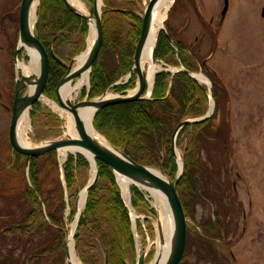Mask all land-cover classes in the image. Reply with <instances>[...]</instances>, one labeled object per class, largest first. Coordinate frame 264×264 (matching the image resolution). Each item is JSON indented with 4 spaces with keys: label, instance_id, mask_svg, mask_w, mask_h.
<instances>
[{
    "label": "trees",
    "instance_id": "obj_1",
    "mask_svg": "<svg viewBox=\"0 0 264 264\" xmlns=\"http://www.w3.org/2000/svg\"><path fill=\"white\" fill-rule=\"evenodd\" d=\"M115 1L117 5L113 4V0H105L104 39L90 74L89 98L99 96L107 89L126 94L127 89L136 86V71L126 83H114L132 70L142 18L132 6L134 0ZM37 16L40 40L50 53V73L44 93L53 97L66 71L63 62L69 63L72 59L59 55L60 49L70 44L77 33L83 37L84 45L89 24L85 17L73 12L65 0H40ZM126 22L129 23L128 29ZM203 22L207 25L205 20ZM156 43L158 60L170 66L183 65L193 72L201 70L210 78L215 97V110L211 117L196 124H185L177 134L176 146L182 149L184 159V173L177 190L186 217L195 223L193 226L188 224L186 248L179 264H234L236 262L230 253L232 242L228 237V226L234 211V195L229 188L231 169L227 167L231 132L227 112L228 91L204 63L205 59L192 51L191 45L173 36L168 28L160 31ZM82 50L76 51L75 56ZM153 84L150 98L100 108L93 125L132 159L145 166L159 168L173 179L178 172V163L170 146L172 135L182 120L206 114L209 90L207 85L181 70L174 73L159 71ZM184 140L185 147L181 146ZM213 147L224 154L219 168H211L204 158L209 156ZM97 163L98 177L88 192L75 234L76 250L83 264H104L105 258L107 264H134L136 243L132 222L116 175L106 163L100 160ZM89 166L84 155L69 154L63 163V180L56 150L39 157L25 156V190L20 195L26 198L28 207L23 202L22 207H26L23 217L15 215V211L0 217V264H10L25 251L27 264H71L67 261L65 220L75 217L76 208L71 207L69 215H66L70 203L66 201L65 194L77 188L78 174ZM131 190L135 208L143 205L154 212L137 186L134 185ZM79 191L76 190V193ZM13 196L19 197L18 194L2 195L4 198ZM198 206L211 211L197 219ZM10 242L12 247L7 248ZM95 243L101 249L97 255L92 254V250H96Z\"/></svg>",
    "mask_w": 264,
    "mask_h": 264
},
{
    "label": "rangeland",
    "instance_id": "obj_2",
    "mask_svg": "<svg viewBox=\"0 0 264 264\" xmlns=\"http://www.w3.org/2000/svg\"><path fill=\"white\" fill-rule=\"evenodd\" d=\"M21 1L8 0L9 9L13 10V12L10 11L13 13V17L9 24L8 35L9 41H16L14 47L19 41V6ZM83 1L91 8L89 2ZM148 1L134 0L132 6L141 15ZM104 2L103 0L102 8L105 5ZM175 3L176 0L169 10L165 21V30L168 28L173 36H178L185 43L191 45L192 51L198 52L199 56L205 59L203 60L204 63L220 78L229 94L227 112H229L231 132H229L227 167L228 170L231 169L229 188L231 195H234V211L231 215L230 226H228V237L232 242L230 249L236 258L234 264H264V17L262 15L264 0H229V9L223 21L221 20V10L224 6V0H178L173 8ZM113 4L117 5L115 0H113ZM203 20L206 21L208 27ZM88 24L89 32L84 45L83 37L78 33L74 34L72 42L63 46L59 55L65 59L67 56L74 58L77 56H75L76 51H80L81 48L85 49L90 34L89 20ZM125 24L128 29L129 23L126 22ZM9 41L6 40L5 35L2 37L0 34V61H15L12 57L13 49L9 50L10 44H12ZM19 57L22 61L23 59L27 60L25 49L21 50ZM158 61L160 60H157V64L160 65L161 70L164 65ZM10 67H12L11 64ZM17 71L15 66L16 77ZM197 72L203 73L210 80L201 70ZM57 86L54 95L52 94L53 97L49 98L59 102ZM128 91L132 92V88ZM85 92L86 87L79 100L84 99ZM43 94L48 97L47 94ZM65 123V117L51 105L46 104L43 100L35 102L30 110V129L28 131L32 145L37 146L43 141L60 137L65 132ZM181 146H186V140L182 142ZM178 151L181 156L182 149L178 148ZM221 153L218 148L213 147L208 154L209 156H204L211 168H219L218 166L223 163L224 154ZM57 156L60 162H64L59 153ZM92 178L93 173L90 164L87 169H82L78 174L77 188L72 191L69 190L65 194L66 201L70 203L66 209L67 216L71 207L75 206L78 210L79 194ZM47 184L50 185L49 182ZM133 186L134 184L131 189ZM138 189L145 193L142 192L148 200L150 209L154 211L150 212L143 205L138 209L132 206L129 210L136 214L135 220H133L135 223L133 231L136 255L138 252L148 251L149 254L145 262L149 264L157 250L156 219H159L158 211L153 205L152 195L141 187ZM76 190L80 191L76 193ZM120 190L122 192L121 187ZM130 195H133L132 190ZM22 197L24 198L23 195L4 198L0 195V217H3L6 212L14 213V211L15 215L18 214L19 217H23L24 211H26V207H22L23 202L27 207L28 205L26 198L23 199ZM122 197L124 203L129 204L123 192ZM197 209L195 217L197 219L211 211L210 208L201 206H198ZM74 220L75 217L70 221L65 220L66 229L72 227ZM188 224L195 225L190 220ZM138 242L141 245L140 248ZM95 246L96 250H92V254L97 255L101 249L98 243H95ZM11 247L12 243L10 242L7 248ZM22 249L24 252V245H22ZM224 249L228 253V250ZM26 252L12 260L10 264H27ZM75 252L79 257L76 242ZM99 255L102 259V255Z\"/></svg>",
    "mask_w": 264,
    "mask_h": 264
},
{
    "label": "water",
    "instance_id": "obj_3",
    "mask_svg": "<svg viewBox=\"0 0 264 264\" xmlns=\"http://www.w3.org/2000/svg\"><path fill=\"white\" fill-rule=\"evenodd\" d=\"M37 1V7L40 3V0H22L21 1V6H20V29H19V41L21 40L25 44H31L34 45L37 50L39 51L40 55V75L39 77L34 80L31 79L30 77H26L23 73L20 78L16 79V87H15V101L13 105V119H12V125H11V137H12V143L15 146V148L30 157H38L41 155H44L47 152H50L52 150L58 151L59 148L64 147V146H75L81 149H86L93 153L94 155V160L96 164V171L95 174L92 178V180L89 182L88 185L84 188L86 191V194L88 196V192L91 188V186L96 182L98 173H99V166L97 163V160H100L107 165H109L112 170L114 171L117 179V183L119 184L118 178H117V173L133 178V179H142V180H147L157 188H160L167 196L168 202L170 204V209L172 210L173 213V218L174 219V225H175V238L173 247L171 249L170 254L162 260V264H179L181 261L185 248H186V243H187V231H188V218L186 217L185 210L183 208V204L181 202V199L179 198V193L177 190L178 183L181 179V176H183L184 173V159L179 155V151L177 148V134H179L180 130L185 126V124H196L198 122H202L209 117L212 116L214 110H215V97H214V90H213V85L210 82V80L202 79L199 78L198 75L200 72H193L185 67L179 66V68L175 69L174 71H171L169 69H165L167 71H171L172 73L177 72V71H184L187 72L193 79H196L200 83H203L207 85L208 87V95H209V108L203 116L196 117V118H187L182 120L179 124H177V127L173 133L172 137V144L170 145L172 147V150L174 152L176 161L178 163V172L175 176V178L168 177L166 173H164L162 170H160L163 174V176L156 174L152 171L153 166L149 165H143L132 159L129 155H127L122 149L114 146L109 140V142L112 144L114 150L105 148L95 142L90 134L85 130V127L83 126V123L81 122V119L79 117V114L77 112L78 107H92L94 109L93 111V116H92V124L94 117L97 113V111L107 105L111 104H116V103H121V102H127V101H133V100H139V99H146L150 98L151 95L153 94V88H154V82H155V76L156 73L159 71L163 70H158L156 73H154L153 81L152 84L149 83V80L147 79L146 73L143 71L141 68L140 64L142 62L143 58V52L146 46V43L149 38L150 34V29H151V21H152V13L153 9L155 8L157 2L159 0H149L148 4L145 6L143 9V14H141L142 18V27H141V32L139 35V39L136 43V48L133 56V69H136L137 71V84L135 89L132 90V92H128L126 94H120V93H115L114 91H110L107 89L103 94L89 98L88 94L84 97V99L78 101L77 103H71L68 102L67 104L63 103L60 98L59 103L66 107L71 109L75 120H76V125L78 132L80 134L79 138H61V139H56V140H51L45 144L42 145H37L35 147H27L19 143L18 138H17V126H18V121L20 114L23 112V110L27 108H31V106L36 102L39 101L40 97L43 95L48 78H49V73H50V53L44 46V44L40 40L39 36V18L37 16V9H36V21L34 24V27H31V22H30V16H31V8L34 4V2ZM70 9L85 17L86 19H90V16L78 11L68 0H65ZM97 1L94 0V10L90 8V14L96 16V22H95V30H96V39L91 47V49L88 51L86 54V58L83 61L82 65L77 68L75 71H71L73 63L76 61V57L72 58L69 63H64L59 57L55 58L66 66V73L64 76L61 78L59 84L66 80L67 78L76 76L80 74L83 70L88 69L90 74L92 71V66L93 63L95 62L99 51L102 47L103 44V39H104V30H103V22H102V12L101 10H98L97 7ZM175 1V0H174ZM223 9L221 10V20L223 21L227 15L228 9H229V0H224V6L222 7ZM264 13V12H263ZM264 16V14H263ZM91 28V27H90ZM161 30L165 31V28L163 27ZM18 41V43H19ZM158 41V38H157ZM156 43V42H155ZM156 46L157 43L155 44V47L153 49V60L157 62V57H156ZM86 47V46H85ZM21 49L19 45L17 44L16 51H15V62L18 60V52ZM84 51V50H83ZM82 51V52H83ZM81 52V53H82ZM51 53H53V50L51 49ZM131 74H133V70L131 73H129L126 76V81L130 79ZM90 79V78H89ZM125 81V82H126ZM121 84L123 83L122 81H117L114 84ZM28 84H36V88L33 93H28L26 90ZM58 84V86H59ZM57 86V89H58ZM148 87L147 91L146 88ZM87 92H89L90 89V83L88 84ZM150 90V95H146L148 91ZM94 126V125H93ZM95 128V127H94ZM96 130V129H95ZM97 131V130H96ZM82 154L84 155L89 163L91 164L90 160L86 156L85 153L82 151H78L75 154ZM67 159V157H66ZM138 186V185H136ZM139 187V186H138ZM86 196V199H87ZM127 207V211L129 212V215L131 217V221L133 225L135 226L134 223V217L129 211V206L125 204ZM85 207V206H84ZM76 208V207H75ZM80 215L81 213L77 212L76 208V214H75V229L73 233V241L75 243V234L78 229L79 225V220H80ZM68 230H66V237H68ZM231 253V258L234 259L236 262V258H234L233 252L230 250ZM149 252L147 251H141L137 254L136 258V264H146V258ZM158 257V252L156 251L154 258L152 261L156 262L155 264H159L157 260ZM67 261L71 264H83L81 263H76L73 261L70 257V251H69V239L67 240ZM151 262V261H150ZM126 264H130L128 262H125ZM107 264V258H105V263Z\"/></svg>",
    "mask_w": 264,
    "mask_h": 264
},
{
    "label": "bare ground",
    "instance_id": "obj_4",
    "mask_svg": "<svg viewBox=\"0 0 264 264\" xmlns=\"http://www.w3.org/2000/svg\"><path fill=\"white\" fill-rule=\"evenodd\" d=\"M78 11L90 16V34L86 41V47L82 53H80L76 57V61L73 63L71 71H75L77 68H79L83 61L86 58V54L93 46L95 39H96V30H95V22H96V16L90 14V8L89 6L83 1V0H68ZM174 0H159L153 9L152 13V23H151V29L148 41L146 43L142 62L140 64L141 68L147 75V79L149 80V83L152 84L154 73H156L158 70H160V65L157 64L153 60V49L155 47V42H157V38L159 36V33L161 29L165 26V21L168 17L169 10L171 6L173 5ZM37 1L34 2L32 8H31V16H30V22L31 27H34L35 21H36V9H37ZM103 5V0L97 1V7L98 10H101V7ZM147 5V4H146ZM145 5V6H146ZM145 8V7H144ZM19 47L25 49L26 56L28 57L27 60L23 59V61L18 58L17 62V70L21 73H23L26 77H30L31 79L36 80L40 75V55L39 51L34 45L31 44H25L21 40L18 43ZM161 64L163 61H160ZM179 67L177 66H170V69L174 71ZM199 78L207 79V77L203 73H199ZM89 78H90V72L88 69L83 70L80 74L67 78L66 80L62 81L57 89V94L60 100L67 104L68 102L71 103H77L80 101V97L84 92L85 87L89 84ZM36 88V84H28L26 90L28 93H33ZM147 96L150 95V90L146 94ZM40 100H43L46 104L51 105L54 109L60 112L62 116L65 117L66 123H65V132L56 139L61 138H79L80 134L77 129L76 120L75 117L71 111V109L66 108L62 106L59 102H57L54 99L48 98L45 95H42L40 97ZM30 110L31 108H27L23 110V112L20 114L18 126H17V138L19 143H21L24 146L27 147H35L32 145L30 137L28 135V131L30 129ZM94 109L92 107H78L77 112L79 114V117L81 119V122L83 123V126L85 127V130L90 134L92 139L100 144L101 146L114 150L112 144L100 133H98L93 124H92V116H93ZM48 141H43L40 145L45 144ZM78 151H82L86 154L88 159L91 162L92 167V173L93 176L96 171V164L94 160V155L90 151L86 149H81L75 146H64L59 148L58 153L61 159L65 160L69 153H77ZM180 155V152H179ZM152 171L156 174H159L163 176L162 172L157 169L153 168ZM164 177V176H163ZM117 178L120 184V187L122 188V192L125 195V198L127 202L130 204H127L129 206V209H131L132 205V196L131 194V186L138 185L139 187L147 190L151 195L153 199V205L156 207L158 211V218L156 219V225H157V233H158V239H157V252L158 257L157 260L159 264H162L163 261L171 252V249L174 244V238H175V225H174V219L172 210L170 209V204L168 202L166 194L160 189L151 184L147 180L142 179H133L124 175H121L117 173ZM86 191L83 189L81 193L79 194V202H78V210L77 212L81 213L84 210V206L86 205ZM70 209V208H69ZM132 212V210H131ZM70 213V212H68ZM133 217L136 215L135 212H132ZM81 216V215H80ZM142 218V217H141ZM138 219V218H137ZM135 220V217H134ZM75 229V220L72 224V227L68 230V239H69V251H70V257L73 261L76 263H81L80 258L75 252V243L73 241V233ZM136 231V230H135ZM137 234V231H136ZM137 238V237H136ZM138 247L140 248L141 245L138 242ZM138 248V251L140 249ZM156 262L151 261L149 264H155Z\"/></svg>",
    "mask_w": 264,
    "mask_h": 264
},
{
    "label": "flooded vegetation",
    "instance_id": "obj_5",
    "mask_svg": "<svg viewBox=\"0 0 264 264\" xmlns=\"http://www.w3.org/2000/svg\"><path fill=\"white\" fill-rule=\"evenodd\" d=\"M85 1L89 2L91 4L92 10H94V0L93 2H90L89 0H85ZM8 3H9L8 0L0 1V34L2 35V37H4L5 35L6 40L9 41L10 37L8 35V29H9L11 18L13 17V13H11L13 12V10L9 9L10 7ZM20 6H19V11H20ZM105 7H106V3L103 6V8L101 7V9H104ZM101 12H102V22H103V10H101ZM263 12H264V9L262 10V15L264 14ZM19 19H20V15H19ZM11 43L12 44H10L9 50L13 49L12 57H13V60H15V51H16L17 45L16 47H14V45L16 41L15 42L12 41ZM21 50L23 49L21 48L19 50L18 58H20L19 56L21 54ZM17 62L0 61V195L1 197L2 195L7 196L9 194L10 195L18 194L20 196V194L24 193V190H25V181H24L25 167L24 166H25V156L26 155L19 152L15 148V146L12 143V137H11V125H12V119H13V105L15 101L16 79L20 78L22 75V72L20 73L19 71H17L18 72L17 77L15 76V66L17 68V65H16ZM10 64L12 67H10ZM132 70L133 72L136 71V69H133V66H132ZM128 74L124 75L120 79V81H122L123 83H126L127 81H129V80L126 81V76ZM137 80H138V77H136V84H137ZM89 83H90V79H89ZM147 89L148 87L146 88V91ZM127 90H131V89H127ZM128 92L129 91H127V93ZM88 93L89 92H87V88H86V95ZM228 115H229V112H228ZM22 171H23V174H22ZM26 171H28V169ZM26 175L28 176V172Z\"/></svg>",
    "mask_w": 264,
    "mask_h": 264
},
{
    "label": "built area",
    "instance_id": "obj_6",
    "mask_svg": "<svg viewBox=\"0 0 264 264\" xmlns=\"http://www.w3.org/2000/svg\"><path fill=\"white\" fill-rule=\"evenodd\" d=\"M145 194V193H144Z\"/></svg>",
    "mask_w": 264,
    "mask_h": 264
}]
</instances>
